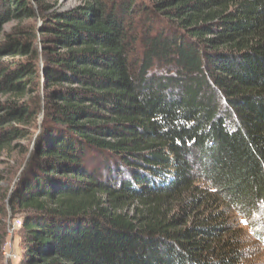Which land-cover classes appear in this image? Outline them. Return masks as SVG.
<instances>
[{
  "label": "trees",
  "instance_id": "trees-1",
  "mask_svg": "<svg viewBox=\"0 0 264 264\" xmlns=\"http://www.w3.org/2000/svg\"><path fill=\"white\" fill-rule=\"evenodd\" d=\"M67 1L0 0V264L8 220L19 264H238L264 236V0Z\"/></svg>",
  "mask_w": 264,
  "mask_h": 264
},
{
  "label": "rangeland",
  "instance_id": "rangeland-1",
  "mask_svg": "<svg viewBox=\"0 0 264 264\" xmlns=\"http://www.w3.org/2000/svg\"><path fill=\"white\" fill-rule=\"evenodd\" d=\"M77 0H68L66 2L67 6H72L76 4ZM260 223H264V220ZM9 225V237L7 239L6 245V262L8 264H19L20 258L23 255V242L22 235L20 233V228L18 226V221L14 223L12 220H8ZM264 240V236H263Z\"/></svg>",
  "mask_w": 264,
  "mask_h": 264
},
{
  "label": "clouds",
  "instance_id": "clouds-1",
  "mask_svg": "<svg viewBox=\"0 0 264 264\" xmlns=\"http://www.w3.org/2000/svg\"><path fill=\"white\" fill-rule=\"evenodd\" d=\"M238 250L244 252L246 249L255 248L249 255H242L238 264H264V240H257L248 233L239 238Z\"/></svg>",
  "mask_w": 264,
  "mask_h": 264
},
{
  "label": "water",
  "instance_id": "water-1",
  "mask_svg": "<svg viewBox=\"0 0 264 264\" xmlns=\"http://www.w3.org/2000/svg\"><path fill=\"white\" fill-rule=\"evenodd\" d=\"M43 120V114L40 115L39 123L41 124Z\"/></svg>",
  "mask_w": 264,
  "mask_h": 264
},
{
  "label": "built area",
  "instance_id": "built-area-1",
  "mask_svg": "<svg viewBox=\"0 0 264 264\" xmlns=\"http://www.w3.org/2000/svg\"><path fill=\"white\" fill-rule=\"evenodd\" d=\"M18 226H19V228H21V226H22V223L20 221H18Z\"/></svg>",
  "mask_w": 264,
  "mask_h": 264
}]
</instances>
